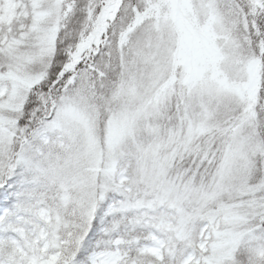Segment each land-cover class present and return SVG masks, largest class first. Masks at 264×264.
<instances>
[{
  "label": "snow or ice",
  "instance_id": "6c2138e0",
  "mask_svg": "<svg viewBox=\"0 0 264 264\" xmlns=\"http://www.w3.org/2000/svg\"><path fill=\"white\" fill-rule=\"evenodd\" d=\"M0 264H264V0H0Z\"/></svg>",
  "mask_w": 264,
  "mask_h": 264
}]
</instances>
